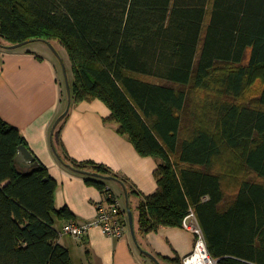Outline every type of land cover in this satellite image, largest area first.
I'll return each mask as SVG.
<instances>
[{
	"label": "trees",
	"instance_id": "1",
	"mask_svg": "<svg viewBox=\"0 0 264 264\" xmlns=\"http://www.w3.org/2000/svg\"><path fill=\"white\" fill-rule=\"evenodd\" d=\"M28 42L62 47L72 106L103 102L106 122L159 161L158 190L138 208L143 234L183 228L192 210L217 264H264V90L240 102L264 82V0H0V48ZM21 146L0 117V264H73L57 223L75 216L56 208L58 184L37 158L40 168L17 161ZM59 156L106 194L119 180Z\"/></svg>",
	"mask_w": 264,
	"mask_h": 264
},
{
	"label": "crops",
	"instance_id": "2",
	"mask_svg": "<svg viewBox=\"0 0 264 264\" xmlns=\"http://www.w3.org/2000/svg\"><path fill=\"white\" fill-rule=\"evenodd\" d=\"M31 44L35 48H0V117L21 132L29 150L57 182L56 208L68 207L75 216L73 222L84 224L96 219V205L105 200L106 193L88 186L86 177L66 168L54 152L51 134L69 100L64 98V77L54 51L44 42ZM64 60L69 59L65 56ZM68 76L71 82V75ZM111 115V110L99 100L72 106L61 123V145L57 151L79 163L103 165L119 178L106 181L107 189L126 212L122 199L126 203L125 187L128 189L137 241L130 224L123 239L109 238L95 228L85 239L78 240L63 233L68 222L58 221L59 244L70 251L73 264H170L162 258L183 260L195 249L192 232L183 228H161L150 234L140 231L138 208L145 197L158 190L155 173L159 161L141 156L128 138L106 122Z\"/></svg>",
	"mask_w": 264,
	"mask_h": 264
},
{
	"label": "built area",
	"instance_id": "3",
	"mask_svg": "<svg viewBox=\"0 0 264 264\" xmlns=\"http://www.w3.org/2000/svg\"><path fill=\"white\" fill-rule=\"evenodd\" d=\"M96 207L97 217L95 220L84 224L69 221L64 226L63 233L75 239L83 240L89 235L91 230L98 228L109 238L123 239L127 234L129 222L126 210L122 208L116 197L112 193H108L105 200L99 202ZM183 229L192 232L196 237V242L193 253L185 257L182 263L217 264L218 262L209 254L204 234L194 211L191 210L189 215L184 219ZM201 254L202 259L199 258Z\"/></svg>",
	"mask_w": 264,
	"mask_h": 264
},
{
	"label": "water",
	"instance_id": "4",
	"mask_svg": "<svg viewBox=\"0 0 264 264\" xmlns=\"http://www.w3.org/2000/svg\"><path fill=\"white\" fill-rule=\"evenodd\" d=\"M27 44H29V42L28 43H23V44H20V45H16V46L7 47V48L11 49V50H16V49L22 48L23 46H26ZM47 44L51 47V49L54 51V53L57 55V57L60 59L61 63L63 64L64 74H65V82H66V88H67L68 100H69L66 112L57 120V122L54 125L52 134H51V144H52L53 150H54V152L57 154V156L60 159L59 153H58L57 148H56L55 143H54V133H55V130H56L58 124L60 122H62L66 118V116L69 114V111H70L71 106H72V93H71V86H70L69 76H68V73H67V68H66L62 58L60 57V55L57 52L56 48L52 44H50V43H47ZM17 161L21 165H23V166H25L27 168H40L41 167V164L37 161V159L34 156V154L25 146H21L19 148ZM69 168L73 169L70 166H69ZM83 173H85V172H83ZM93 176H97V175L93 174ZM107 180H113V178H107ZM125 196H126V200H127L126 201V203H127L126 206H127V213H128V216H129V224H130L131 234H132L134 240L137 241L136 233H135V226H134V216H133V212H132V209H131V206H130L129 192H128V189L126 187H125ZM142 252L146 256H148L149 258L154 260L155 262H158V259L155 256H153L152 254H150V253H148L146 251H143V250H142Z\"/></svg>",
	"mask_w": 264,
	"mask_h": 264
},
{
	"label": "rangeland",
	"instance_id": "5",
	"mask_svg": "<svg viewBox=\"0 0 264 264\" xmlns=\"http://www.w3.org/2000/svg\"><path fill=\"white\" fill-rule=\"evenodd\" d=\"M209 20V17L207 18V21ZM5 45H7V43H5V42H3ZM32 44L30 43V44H27L26 46H23L22 48H19V49H29V48H31V47H34L35 48V46H31ZM57 46H58V48L60 49V51H61V53H60V51L59 50H57V52L59 53V55H60V57L62 58V60H63V62H64V64H65V66H66V63H68L67 64V73L69 74V75H71V78H72V74H71V64H70V62H69V60H67V62L64 60V57L66 56L67 57V59H68V55H67V52L62 48V47H60L58 44H57ZM55 47V46H54ZM56 48V47H55ZM56 55V54H55ZM57 56V55H56ZM58 58V57H57ZM59 59V58H58ZM59 63H60V65H61V68H62V73H63V77H64V87H65V94H64V98H65V101L67 102V100H68V95H67V90H66V82H65V74H64V67H63V64L61 63V61H60V59H59ZM147 81H154V80H152V79H146ZM264 90V82H262V81H258L252 88H250V90L247 92V94L245 95V97L242 99V100H240V102H244L245 100H250V99H253V98H255V97H257L258 95H260L261 94V92ZM200 97H203L204 99H205V97H206V94L205 93H202V94H199L198 95V97H197V99H199ZM194 106H197V105H195V104H193ZM192 105V106H193ZM251 178L252 179H254V177H252L251 176ZM257 180V179H256ZM230 193H228V200H230L231 199V197H230ZM122 201H123V205L126 207V203H125V200L124 199H122ZM196 238V237H195Z\"/></svg>",
	"mask_w": 264,
	"mask_h": 264
},
{
	"label": "bare ground",
	"instance_id": "6",
	"mask_svg": "<svg viewBox=\"0 0 264 264\" xmlns=\"http://www.w3.org/2000/svg\"><path fill=\"white\" fill-rule=\"evenodd\" d=\"M201 249H202V247H201ZM202 251H203V250H202ZM199 258H201V259L203 258V257H202V254L200 255V257H199Z\"/></svg>",
	"mask_w": 264,
	"mask_h": 264
}]
</instances>
